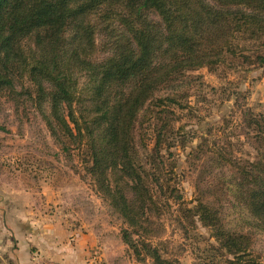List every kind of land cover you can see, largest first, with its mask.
<instances>
[{
  "label": "trees",
  "instance_id": "trees-1",
  "mask_svg": "<svg viewBox=\"0 0 264 264\" xmlns=\"http://www.w3.org/2000/svg\"><path fill=\"white\" fill-rule=\"evenodd\" d=\"M111 1L0 0V98L7 96L17 109L33 103L67 154L74 146L87 148L86 172L127 225L122 239L138 261L178 264L160 245L157 202L136 142L139 118L150 101H162V89L175 103L187 72L213 63L219 49L213 45L221 34L233 33L234 21L259 24L264 33V0H119L132 24L113 22L104 48L111 56L99 60L86 54L99 48L88 18ZM29 37L33 42L25 48L22 42ZM258 60L264 66V55ZM162 105L153 116L157 136L147 156L151 168L169 126L161 124L170 113ZM250 126L258 157L243 164L219 151L216 165L228 171L208 183L201 180L195 206L182 208L216 241L202 264H264L254 254L252 235L232 225L225 211V204L236 200L244 224L264 234V116L252 118ZM6 129L0 123V130ZM175 198L182 200L180 194Z\"/></svg>",
  "mask_w": 264,
  "mask_h": 264
},
{
  "label": "rangeland",
  "instance_id": "rangeland-1",
  "mask_svg": "<svg viewBox=\"0 0 264 264\" xmlns=\"http://www.w3.org/2000/svg\"><path fill=\"white\" fill-rule=\"evenodd\" d=\"M118 1L90 12L99 48L88 56L108 60V28L113 22L132 24V15ZM152 17L160 21L155 13ZM234 25L232 34L216 39L213 63L187 72L188 82L175 103L167 100L171 92L162 89V101H150L139 118L136 142L157 202L160 245L178 264H202L210 244H216L211 230L197 217L186 218L182 208L195 206L201 180L205 184L228 171L216 165L217 153L243 164L259 154L250 123L264 116V66L258 60L264 55V33L256 23L240 20ZM32 38L22 42L25 48ZM24 82L32 87L28 77ZM158 104L170 111L161 122L169 126L151 168L147 156L155 146ZM0 123L7 128L0 130V264H20V249L28 264H151L150 259L138 261L123 242L121 230L127 225L86 172L84 145L67 154L33 103L17 109L4 95ZM236 204L234 199L225 204L228 221L252 235L254 254L264 262V234L244 224Z\"/></svg>",
  "mask_w": 264,
  "mask_h": 264
},
{
  "label": "crops",
  "instance_id": "crops-1",
  "mask_svg": "<svg viewBox=\"0 0 264 264\" xmlns=\"http://www.w3.org/2000/svg\"><path fill=\"white\" fill-rule=\"evenodd\" d=\"M28 253H29V255L31 254L30 251H28ZM16 256H17L20 264H25V263L28 264V260L25 262L23 261L24 259H23V255L21 254V249L16 252Z\"/></svg>",
  "mask_w": 264,
  "mask_h": 264
}]
</instances>
